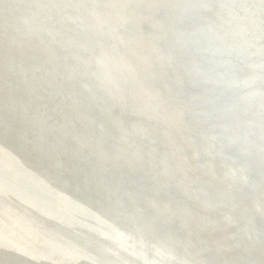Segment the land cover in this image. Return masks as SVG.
I'll return each mask as SVG.
<instances>
[{"label": "bare ground", "instance_id": "obj_1", "mask_svg": "<svg viewBox=\"0 0 264 264\" xmlns=\"http://www.w3.org/2000/svg\"><path fill=\"white\" fill-rule=\"evenodd\" d=\"M0 264H264V0H0Z\"/></svg>", "mask_w": 264, "mask_h": 264}]
</instances>
